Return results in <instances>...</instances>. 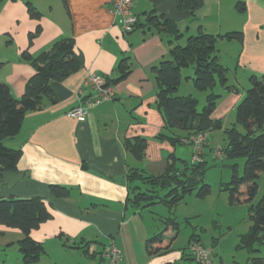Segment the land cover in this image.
<instances>
[{"label": "crops", "instance_id": "obj_1", "mask_svg": "<svg viewBox=\"0 0 264 264\" xmlns=\"http://www.w3.org/2000/svg\"><path fill=\"white\" fill-rule=\"evenodd\" d=\"M238 2L244 4L243 12L236 10ZM27 3L40 13L38 19L30 18ZM111 9L112 0H65V4L62 0H4L0 5V83L8 85L14 97L23 95L34 74L21 61L23 52L36 56L55 41L69 38L82 58V67L62 82L69 96L26 113L19 133L7 139L6 147L21 151L17 172L22 177L12 187L0 181V198H41L47 206L51 218L30 232L31 239L44 249L35 264H103L101 253L110 242L121 252L119 264H196L182 254L189 239L179 245V234L171 229L164 233L163 244L153 245L160 252L149 254L146 241L164 230L162 218L151 207L137 212L125 207L128 168H142L157 176L165 171L171 154L191 162L190 146L173 147L154 139L163 131V121L156 110L151 68L167 59L173 45L184 46L185 39L200 30L213 35L241 32L242 43L219 40L216 45L218 62L228 70V85L235 86L229 84V72L244 74L246 79L264 74V0H203L193 17L177 8V0H133L132 12L142 22L155 15L177 25L182 37L172 45V38L147 27L123 33ZM125 58L130 60L131 73L112 86L113 99L87 109L82 120L67 117L69 110L97 94L83 87L86 77L114 78L115 68ZM239 90H219L222 97L213 120L224 122L235 110L245 94ZM177 95L192 94L183 93L181 83ZM134 137L146 139L142 161L124 150V140ZM207 143L202 150L209 147ZM215 155L220 157V152ZM49 186L68 188V198L55 197ZM21 238L19 230L0 225V250L6 252ZM214 245L211 240L209 248Z\"/></svg>", "mask_w": 264, "mask_h": 264}, {"label": "trees", "instance_id": "obj_2", "mask_svg": "<svg viewBox=\"0 0 264 264\" xmlns=\"http://www.w3.org/2000/svg\"><path fill=\"white\" fill-rule=\"evenodd\" d=\"M3 1L0 0V5ZM62 1L65 4V0ZM202 5L203 0H177V8L188 12L192 17ZM26 7L30 18L40 17V13L31 4L27 3ZM236 10L243 12L244 4L238 2ZM136 17L134 30L140 27L154 29L156 33L172 38L170 45L182 37L177 25L163 16L148 15L144 22ZM36 33L30 34V43ZM219 40L242 43L243 34L229 32L213 35L200 30L196 35L189 36L184 46L173 45L167 59L151 68L156 83V110L163 121V131L154 137L156 141H167L174 147L197 134L222 129V122L211 118L222 97L214 89L218 86L223 93H238V88L228 85V70L218 62L216 45ZM73 48L72 39L62 38L36 56L23 52L21 61L29 64L34 69V74L26 82L20 98L13 96L8 85L0 83V177L3 172H17L21 151L4 146L3 141L19 133L26 113L40 111L46 104L54 105L69 96L62 87V82L82 67V58ZM188 67L194 70V90L208 93L201 112L197 111L198 100L193 95H177L182 83L181 71ZM115 73L114 78H104L105 84L112 87L127 78L131 73L129 58L120 60ZM248 80L250 86L235 108L236 123L243 127L244 132H239L235 126L224 129L227 141L224 156L229 160L243 158V172L238 176L236 168L231 165V179L223 187L228 193L230 206L249 205L251 225L239 237L237 249L248 254L246 264H264V194L257 203H253L259 189L258 180L264 178V74L251 75ZM123 147L135 161H142L146 139H126ZM204 168L202 155L199 162L192 163L179 160L173 154L167 158L165 171L157 176L148 174L142 168H128L125 207L132 212L159 203L173 208L198 188ZM49 191L60 199L68 198L70 193L68 188L62 186H49ZM209 194L210 187L203 184L197 189L196 197L204 199ZM50 218V212L41 198H0V225L22 233L17 245L23 264H35L43 255L42 245L31 239L30 232ZM161 221L164 223V230L146 241L149 254L160 252V248L154 249L153 245L164 243V233L167 230L178 231V224L172 218V213ZM198 237L194 234L189 237L187 247L182 252L184 258L194 260L189 252L191 242L205 247Z\"/></svg>", "mask_w": 264, "mask_h": 264}, {"label": "rangeland", "instance_id": "obj_3", "mask_svg": "<svg viewBox=\"0 0 264 264\" xmlns=\"http://www.w3.org/2000/svg\"><path fill=\"white\" fill-rule=\"evenodd\" d=\"M186 40L187 39H185V41ZM226 42L227 41H223L224 44H226ZM184 43L186 44V42ZM219 48L220 51H224V47H220L219 45ZM225 51L229 52V50ZM230 51L233 53V49ZM181 74L183 93L191 92V94L194 95L198 100L197 111L201 112L208 93L194 90L192 85L194 70L192 67L183 69ZM235 80L237 84H235ZM229 81V84L238 85V88L245 92L250 86L248 78L246 79L244 74L242 75L241 73L234 75L229 72ZM219 90L218 86L214 89L216 93H219ZM233 126H235L239 132H244L243 127L236 123L235 110L229 113L225 121L222 122L221 130H215L205 134L206 145L208 141L210 144L207 149L201 152L203 154L202 161L205 162V168L199 186L206 184L210 187V194L208 196L204 199L197 198L196 192L199 188L198 186L192 194L187 195L173 208H168L166 205L160 203L150 208L151 212L159 219H165L172 213V218L178 224V232L176 231V233L179 234V245H186V241L189 239L188 237L193 234L200 236L202 244L208 248L210 247L211 240H215L214 242H216L217 245H214L213 248L211 246L214 264H246L248 257L245 251L237 249L236 246L240 235L246 233L248 231V226L250 227L251 225L249 220V205L235 204L229 207L228 193L223 187V185L228 183L231 179V165L236 168L237 175L241 176L245 163L243 158L229 160L224 156L227 148L224 129H230ZM209 134L211 135L210 138H208ZM6 142L7 139L3 141L4 146H7ZM219 151L222 152L221 157L215 155V153ZM258 185L259 189L253 201L254 204L257 203L264 194L263 177L258 180ZM163 227L164 226L161 225L162 230ZM20 258L21 255L18 252L17 243L6 250V252L0 250V264H20ZM187 264L189 263L187 262Z\"/></svg>", "mask_w": 264, "mask_h": 264}, {"label": "built area", "instance_id": "obj_4", "mask_svg": "<svg viewBox=\"0 0 264 264\" xmlns=\"http://www.w3.org/2000/svg\"><path fill=\"white\" fill-rule=\"evenodd\" d=\"M132 8L133 0H112L111 13L117 19L122 32L125 34L131 33L137 23V17L133 14ZM104 85V78L89 74L83 83V87L96 91V96L85 98L82 106H77L67 112V117L82 120L87 109L111 101L114 97L113 89L110 86L104 87ZM185 144L191 147V162H199L202 149L206 145V135L197 134L185 141ZM189 252L196 264H213L211 250L203 247L199 243L191 242ZM121 258V252L113 242L105 246L101 253L103 264H119Z\"/></svg>", "mask_w": 264, "mask_h": 264}, {"label": "water", "instance_id": "obj_5", "mask_svg": "<svg viewBox=\"0 0 264 264\" xmlns=\"http://www.w3.org/2000/svg\"><path fill=\"white\" fill-rule=\"evenodd\" d=\"M108 84H105L104 87H108ZM22 174L18 172H3L0 177V181L3 182L6 186L12 187L20 178Z\"/></svg>", "mask_w": 264, "mask_h": 264}]
</instances>
